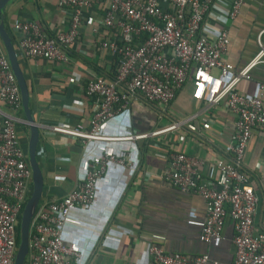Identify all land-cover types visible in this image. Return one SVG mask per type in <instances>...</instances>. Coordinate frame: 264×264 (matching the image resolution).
Returning <instances> with one entry per match:
<instances>
[{
    "label": "crops",
    "instance_id": "1",
    "mask_svg": "<svg viewBox=\"0 0 264 264\" xmlns=\"http://www.w3.org/2000/svg\"><path fill=\"white\" fill-rule=\"evenodd\" d=\"M98 1L92 0L91 10L85 12L86 18L91 16L97 22L101 18ZM232 2L216 0L203 31L209 39H216L221 31H227L229 46L223 59L240 69L257 54L260 35L264 44V0H244L233 19L230 17ZM1 20L12 39L29 91L31 116L39 129L36 156L43 176L39 204L66 197L103 153L125 157L128 163L124 167L110 165L97 183L94 205L74 209L69 214L62 240L79 253V258L73 259L74 264H154L148 253L150 245L159 246L167 254L188 257L207 254L214 260L231 264L235 254L232 222L226 220L221 240L210 245L203 243L200 240L205 218L203 200L195 194L180 192L165 180L169 153L183 152L212 162L216 154L226 152L235 117L222 106L210 105L209 101L230 77H222L217 69L202 71L193 67L188 80L166 109L158 103L132 102L102 127L103 136L118 138L185 122L177 133L136 142L82 144L54 134L51 128L74 126L79 122L87 127V113L81 117V108L72 106L71 101L78 97L80 86L88 78H113L112 57L97 49V36L86 23L76 44L68 49V64L45 60L28 62L21 57L14 23L33 21L49 36L67 30L70 11L61 8L57 0H10L2 11ZM261 84H264L262 64L252 70L249 81L242 80L238 84L237 91L252 98ZM0 112L16 119L21 148L28 163L30 127L23 108L11 114L0 101ZM205 119L208 125L202 123ZM242 170L251 178L259 198L254 225L256 232H262L264 132L259 129L252 133ZM203 171L213 173L208 167Z\"/></svg>",
    "mask_w": 264,
    "mask_h": 264
},
{
    "label": "built area",
    "instance_id": "2",
    "mask_svg": "<svg viewBox=\"0 0 264 264\" xmlns=\"http://www.w3.org/2000/svg\"><path fill=\"white\" fill-rule=\"evenodd\" d=\"M70 11L67 30L49 36L33 21L16 22L13 30L18 50L28 62L45 60L68 64V49L78 41L85 23L97 36V49L113 59L114 76L88 78L71 105L87 113V127L55 126L60 134L88 142H136L163 134L177 133L185 122L143 134L118 138L102 135L105 123L125 111L132 102L158 103L169 107L190 76L194 67L202 71L217 69L230 77L209 104L222 106L235 117L234 131L224 154L212 162L183 152L168 154L165 180L185 194L199 196L205 204V218L200 240L212 244L223 238L224 224L232 222L234 260L231 264H264V231H255L259 198L249 175L242 170L248 143L255 129L264 132V84L257 95L249 98L237 91L242 80L249 81L251 72L264 65V44L258 37L259 50L244 67L235 69L224 61L229 46L226 30L209 39L203 24L216 0H99V22L85 17L92 0H57ZM244 0H233L230 17L238 14ZM0 101L11 114L22 110L18 83L0 42ZM208 125V119L202 121ZM189 129L195 131L191 126ZM112 164L126 166L125 157L103 153L94 160L85 177L69 194L57 201L39 204L30 223L29 255L26 264H74L79 253L66 246L62 230L72 210L89 208L97 196V183ZM130 165V164H129ZM208 167L213 172L206 174ZM32 171L21 148L16 119L0 112V264H13L17 251V225L29 198ZM264 216V210H263ZM154 264H225L209 255L188 257L167 254L150 245Z\"/></svg>",
    "mask_w": 264,
    "mask_h": 264
},
{
    "label": "water",
    "instance_id": "3",
    "mask_svg": "<svg viewBox=\"0 0 264 264\" xmlns=\"http://www.w3.org/2000/svg\"><path fill=\"white\" fill-rule=\"evenodd\" d=\"M9 1L10 0H0V41L3 45L11 69L18 83L22 108L26 116V122L30 127V139L28 143V164L32 171V191L21 214L19 222V243L13 262V264H25L29 255L30 223L41 200L43 191V176L36 156L37 145L39 141V129L32 119L31 112L28 106V87L19 65L12 39L5 30V27L1 20L2 11Z\"/></svg>",
    "mask_w": 264,
    "mask_h": 264
},
{
    "label": "trees",
    "instance_id": "4",
    "mask_svg": "<svg viewBox=\"0 0 264 264\" xmlns=\"http://www.w3.org/2000/svg\"><path fill=\"white\" fill-rule=\"evenodd\" d=\"M114 70H115V68H114ZM31 191H32V186L30 187V190H29V197H30ZM20 218H21V216L19 217V222H20ZM16 231H17V246H18V243H19V223L17 225Z\"/></svg>",
    "mask_w": 264,
    "mask_h": 264
}]
</instances>
